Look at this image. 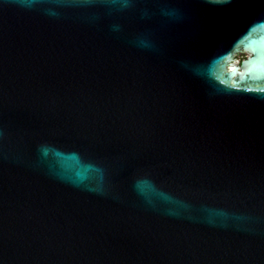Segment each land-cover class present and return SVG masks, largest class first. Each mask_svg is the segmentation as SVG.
<instances>
[{"label":"water","instance_id":"1","mask_svg":"<svg viewBox=\"0 0 264 264\" xmlns=\"http://www.w3.org/2000/svg\"><path fill=\"white\" fill-rule=\"evenodd\" d=\"M0 264H264V0H0Z\"/></svg>","mask_w":264,"mask_h":264},{"label":"flooded vegetation","instance_id":"2","mask_svg":"<svg viewBox=\"0 0 264 264\" xmlns=\"http://www.w3.org/2000/svg\"><path fill=\"white\" fill-rule=\"evenodd\" d=\"M244 58V57H243ZM243 58H241V59H243Z\"/></svg>","mask_w":264,"mask_h":264}]
</instances>
